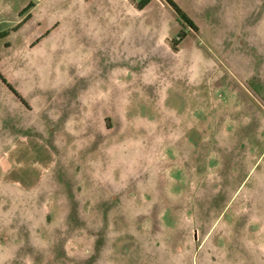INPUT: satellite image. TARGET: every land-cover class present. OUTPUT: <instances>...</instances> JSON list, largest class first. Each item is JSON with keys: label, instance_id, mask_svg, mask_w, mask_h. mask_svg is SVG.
<instances>
[{"label": "rangeland", "instance_id": "obj_1", "mask_svg": "<svg viewBox=\"0 0 264 264\" xmlns=\"http://www.w3.org/2000/svg\"><path fill=\"white\" fill-rule=\"evenodd\" d=\"M140 1L0 0V264H264V0Z\"/></svg>", "mask_w": 264, "mask_h": 264}, {"label": "trees", "instance_id": "obj_2", "mask_svg": "<svg viewBox=\"0 0 264 264\" xmlns=\"http://www.w3.org/2000/svg\"><path fill=\"white\" fill-rule=\"evenodd\" d=\"M153 0H142L138 3L137 7L140 10L145 9ZM167 2L172 6V8L178 13L179 20L181 23L188 25L190 28L197 29L194 22L186 15L184 11H182L174 2L173 0H167ZM7 36L4 32L0 30V39H3Z\"/></svg>", "mask_w": 264, "mask_h": 264}, {"label": "crops", "instance_id": "obj_3", "mask_svg": "<svg viewBox=\"0 0 264 264\" xmlns=\"http://www.w3.org/2000/svg\"><path fill=\"white\" fill-rule=\"evenodd\" d=\"M36 12V11H35ZM35 12H34V14H35ZM1 15V14H0ZM29 16H31V15H29ZM31 17H33V14H32V16ZM0 23H1V21H0Z\"/></svg>", "mask_w": 264, "mask_h": 264}]
</instances>
